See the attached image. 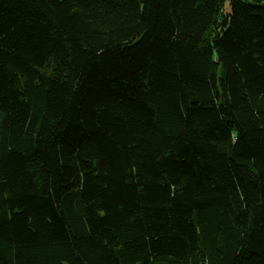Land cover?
<instances>
[{"label": "trees", "instance_id": "trees-1", "mask_svg": "<svg viewBox=\"0 0 264 264\" xmlns=\"http://www.w3.org/2000/svg\"><path fill=\"white\" fill-rule=\"evenodd\" d=\"M0 264H264V0H0Z\"/></svg>", "mask_w": 264, "mask_h": 264}]
</instances>
